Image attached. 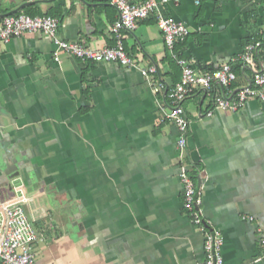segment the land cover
I'll list each match as a JSON object with an SVG mask.
<instances>
[{
	"label": "crops",
	"instance_id": "obj_1",
	"mask_svg": "<svg viewBox=\"0 0 264 264\" xmlns=\"http://www.w3.org/2000/svg\"><path fill=\"white\" fill-rule=\"evenodd\" d=\"M165 8L191 28L176 52L200 68L238 56L264 23V0H170ZM21 11L59 17L64 39L115 44L118 10L108 0H3L0 25ZM123 34L128 52L157 64L167 86L181 79L155 16ZM55 49L42 32L0 40V199L16 186L29 196L38 263L202 264L204 235L184 207L177 128L163 120L166 88L157 95L140 70L116 62L66 52L59 62ZM237 73L240 86L255 69L239 65ZM183 104L188 166L205 183L224 264H264V100L206 116L210 96L197 89ZM6 151L22 160V177H7Z\"/></svg>",
	"mask_w": 264,
	"mask_h": 264
},
{
	"label": "built area",
	"instance_id": "obj_2",
	"mask_svg": "<svg viewBox=\"0 0 264 264\" xmlns=\"http://www.w3.org/2000/svg\"><path fill=\"white\" fill-rule=\"evenodd\" d=\"M3 0H0V5ZM118 10V17L112 26L115 44L95 48L76 40L62 38L58 34L59 17L45 13L30 15L24 11L6 14L0 25V40L9 41L14 36L42 32L49 35L56 49L54 58L61 61V52L83 61L116 62L141 71L144 78L153 85L154 92L162 94L166 88L169 109L163 120L173 123L177 128L176 146L182 159L180 179L184 188V207L191 222L204 235L205 259L202 264H224L222 246L224 235L206 216L204 209L205 183L198 181L188 166L190 159L188 133L191 119L184 101L197 89L210 96V107L205 115L212 116L216 111L238 112L249 100H264V23L262 31L253 35L238 56L223 61L212 70L203 69L186 56L176 52L179 40L191 33L190 26L166 11L170 0H108ZM201 0H196L200 3ZM155 16L164 34L167 47L182 68L181 79L167 86L155 63H145L127 50L123 30H135L139 20ZM239 65L255 69L254 77L248 84L236 86ZM219 85L220 89H216ZM29 200L21 186H16L13 197L0 199V264H39L34 245L40 234L33 220L28 216L24 203ZM262 256H264V226L259 227Z\"/></svg>",
	"mask_w": 264,
	"mask_h": 264
},
{
	"label": "water",
	"instance_id": "obj_3",
	"mask_svg": "<svg viewBox=\"0 0 264 264\" xmlns=\"http://www.w3.org/2000/svg\"><path fill=\"white\" fill-rule=\"evenodd\" d=\"M30 3V2H27ZM25 4L19 7H23ZM5 167L4 171L9 179H14L22 177L23 170L25 171V166L22 160L18 157L11 156L9 151L5 152Z\"/></svg>",
	"mask_w": 264,
	"mask_h": 264
},
{
	"label": "trees",
	"instance_id": "obj_4",
	"mask_svg": "<svg viewBox=\"0 0 264 264\" xmlns=\"http://www.w3.org/2000/svg\"><path fill=\"white\" fill-rule=\"evenodd\" d=\"M201 68H203V69H209V70L214 69V68H212V67H211V68H205V67H203V66H202ZM237 69H238V68H237Z\"/></svg>",
	"mask_w": 264,
	"mask_h": 264
}]
</instances>
